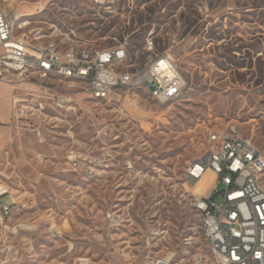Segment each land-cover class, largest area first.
Instances as JSON below:
<instances>
[{"label":"rangeland","instance_id":"obj_1","mask_svg":"<svg viewBox=\"0 0 264 264\" xmlns=\"http://www.w3.org/2000/svg\"><path fill=\"white\" fill-rule=\"evenodd\" d=\"M6 3L29 21L25 30L34 44L126 43L135 63L130 70L168 52L187 86L178 100L160 104L143 90L123 88L93 99L76 84L71 108L44 104L32 121L39 133L15 127L10 108L12 93L25 103L35 104L34 97L0 84V185L29 202L17 219L35 227L0 233V264H77L80 256L91 264H147L169 249L179 250L177 264L199 263V256V264H217L186 169L209 147V134L230 124L264 145V0ZM149 37L153 52L144 47ZM26 80L65 88L36 72ZM72 150L84 164L95 158L106 165L96 173L76 172L67 159ZM108 211L120 214L122 223L114 239L99 243ZM189 235L194 244L185 247Z\"/></svg>","mask_w":264,"mask_h":264},{"label":"built area","instance_id":"obj_2","mask_svg":"<svg viewBox=\"0 0 264 264\" xmlns=\"http://www.w3.org/2000/svg\"><path fill=\"white\" fill-rule=\"evenodd\" d=\"M6 2L0 0V83L10 85L13 90L28 88L27 96L36 101L20 107L22 97H13L11 115L15 127L41 133V128L32 122L43 114L40 101L65 107V99L73 98L70 89L76 84L83 87L79 92L100 100L112 96L119 88L135 92V87H144V93L160 104L174 102L183 95L187 81L170 53H156L143 68L130 70L135 63L126 54V43L106 48L85 46L84 52L68 51L55 42L32 45L25 30L29 21L20 25L17 37L7 36V23L21 11L8 7ZM144 47L147 52L155 51L154 38H147ZM29 72L63 83L65 88L28 82ZM60 72H75V79L61 80ZM210 143H218V150H210ZM208 145L186 169L188 184H195L208 172L215 175L208 191L195 195L193 202L194 208H201L200 225L208 233L207 244L214 245L217 264H262L250 259V250L264 253V212H259V204L264 200V145H258L244 136L239 126L231 124L211 132ZM67 159L71 169L86 174L96 173L106 165L95 158L84 164L73 150ZM218 196L222 198L220 203L216 202ZM28 207L29 202L13 197L0 185V233L16 234L22 229L35 228L17 219ZM106 222V230L96 236L99 243L114 239L113 230L121 225L122 217L108 211ZM50 231L59 236L57 226L52 225ZM147 243L150 244V238ZM193 244L189 236L183 239L185 247ZM178 257L179 250L169 249L152 257V264H177ZM202 261L203 257L199 256L198 262ZM76 263L91 264V260L80 256ZM199 263L195 260V264Z\"/></svg>","mask_w":264,"mask_h":264},{"label":"bare ground","instance_id":"obj_3","mask_svg":"<svg viewBox=\"0 0 264 264\" xmlns=\"http://www.w3.org/2000/svg\"><path fill=\"white\" fill-rule=\"evenodd\" d=\"M26 21L27 19L24 18V15L21 12L15 13L11 17V22L7 23V36L17 37L18 30L20 29V25ZM32 45H40V43L39 44L32 43ZM58 47H61V46L58 45ZM66 49L68 51H73V52H84L85 46H82V47L70 46V47H66ZM126 54H128L127 47H126ZM60 79L61 80L75 79V72H60ZM25 89L29 90L28 88H25ZM137 90L144 91V87H135V91ZM109 97L110 96H107L105 99ZM72 102H73V98H66L65 107H55V105L49 104V102L47 101H40V111L43 112L45 103L51 106L52 108H54L55 110H59V109H64V108H71ZM28 105L29 103H25V98L20 99V107H28ZM232 126H237V125H232ZM210 150H218V143H210ZM214 178H215V175L212 172H208L200 181L191 185L192 190L194 189L195 193H197L198 195L205 194L210 188L211 184L213 183ZM197 188H200V190L197 191L196 190ZM196 210L201 215V208H196ZM259 212H264V200H262V202H260L259 204ZM203 232H204L206 241L208 242V233H206V231H203ZM193 239H194L193 236L189 235L190 243H193ZM209 246H210L213 257L215 258V247L212 244H209ZM250 259H256L257 261H262V264H264V253L257 252V250H250ZM147 264H152V259Z\"/></svg>","mask_w":264,"mask_h":264},{"label":"crops","instance_id":"obj_4","mask_svg":"<svg viewBox=\"0 0 264 264\" xmlns=\"http://www.w3.org/2000/svg\"><path fill=\"white\" fill-rule=\"evenodd\" d=\"M0 84H5V83H0ZM8 85V84H7ZM12 88V87H11ZM13 89V88H12ZM14 93L11 94V97H10V104L12 105V99L14 96H18V95H13ZM22 99V98H20ZM11 105H10V108H11ZM4 119V116L3 115H0V120Z\"/></svg>","mask_w":264,"mask_h":264}]
</instances>
